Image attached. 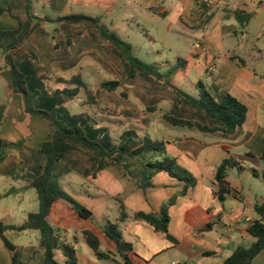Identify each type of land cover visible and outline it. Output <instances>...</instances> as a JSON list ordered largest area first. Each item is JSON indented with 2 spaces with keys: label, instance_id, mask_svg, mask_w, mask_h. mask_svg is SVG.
Segmentation results:
<instances>
[{
  "label": "crops",
  "instance_id": "obj_1",
  "mask_svg": "<svg viewBox=\"0 0 264 264\" xmlns=\"http://www.w3.org/2000/svg\"><path fill=\"white\" fill-rule=\"evenodd\" d=\"M128 1L131 4L123 5L120 0H32L36 19L25 40L12 52L28 90L40 92L36 109L56 110L62 122L82 127L90 139L100 142L110 153L127 144L116 155L121 163H116L70 141L72 148L56 164L49 189L54 194L65 192L71 196L93 212V219L82 218L66 203H61L57 215L50 217L58 220L61 241L75 242L80 264H125L104 232L109 222L119 223L124 240L133 245L135 264H223L239 246L249 247L255 242L248 228L260 219L254 204L264 203L263 198L249 200L244 187L234 185L230 175L232 193L221 202L215 180L226 158L243 166L230 170L250 171L255 177H259L257 168L264 170V0ZM239 11L242 18L252 16L247 25L240 24L236 16ZM26 13L25 0H0V31L17 30V17ZM69 15L96 18L119 37L126 28L132 33L145 32L155 44L158 39L149 34L150 28L155 29L150 23L161 24L164 36H185L183 42L191 47L189 56L171 57L158 51L147 62L167 71L179 59L185 60L173 83L182 90L191 84L196 98L199 82L205 83L216 99H220L217 89L233 95L248 107L246 124L233 135L169 124L165 115L210 127L222 126L209 114L181 101L152 76L137 70L130 78L125 53L106 42L93 22L42 20ZM126 35L122 39L134 46L131 36ZM160 44L172 52L166 37ZM136 49L134 46L137 56ZM192 72H197V80L191 78ZM114 81L119 83L116 91L104 88V83ZM2 106L5 111L0 138L6 158L0 164V187L10 188L0 190V223L19 226L40 209L37 191L30 184L42 174V146L52 138L53 130L46 120L24 112L22 96L14 91L0 49ZM146 139L164 142L167 154L197 178V185L186 196H181L184 182L148 165L162 156L154 152L135 154ZM11 196L18 197L20 204L6 203ZM174 197L177 200L170 208L169 233L178 244L134 218L136 213L159 214ZM121 203L129 214L125 222L119 220ZM66 207L80 220L92 222L91 226L73 227L65 220ZM85 231L98 236L101 251L110 253L111 259L97 257ZM17 233L25 236L22 243L12 241L22 250L24 264H43V254L35 253L40 233L7 231L6 236L9 239L10 234ZM13 255L0 239V264H12ZM56 257L64 264L61 250ZM252 264H264V252Z\"/></svg>",
  "mask_w": 264,
  "mask_h": 264
},
{
  "label": "trees",
  "instance_id": "obj_2",
  "mask_svg": "<svg viewBox=\"0 0 264 264\" xmlns=\"http://www.w3.org/2000/svg\"><path fill=\"white\" fill-rule=\"evenodd\" d=\"M27 13L24 17H17L20 22V27L14 31H0V49L4 53L5 67L9 70L13 81L14 91L20 94L23 99L24 112L30 116L40 117L52 127V138L46 141L42 146L44 155V166L42 174L37 177L31 184L30 188H34L38 194L40 209L36 213H30L27 221L19 226L3 225L0 223V239L4 247L14 252L12 264H24L22 261V250L17 247L7 236V231L23 232L26 230H36L40 233V243L36 250V254H43V264H62L57 259V251L61 250L64 258V264H80L77 257V248L75 242L67 243L61 241L58 231L52 226L49 221L50 216H56V208L61 203L68 204L73 211L84 219H93V212L65 192L54 194L49 189V183L52 178L56 164L71 150L74 141L81 143L89 149L98 151L102 158L111 159L116 163L121 161L116 157L117 153L125 150L127 144L122 145L116 152H108L103 145L90 139L84 129L80 126L70 127L58 118L56 110L43 111L38 110L35 104L38 100L40 92H30L26 85L25 75L18 69L14 62L12 52L25 40L36 17L33 14L32 0H25ZM242 12H236V16L240 24L247 25L252 16L247 15L241 17ZM45 21H69L72 23L81 22L84 20L93 22L99 29L100 36L106 42H112L117 45L126 55L130 63L129 77L134 78L136 71L140 70L143 73L152 76L157 81L161 82L170 91L178 96V98L193 106L194 108L209 114L211 117L222 123V126L210 127L198 121L179 119L171 115H165L164 119L171 125L176 127H184L189 129H197L207 133H222L224 135H233L239 128H242L247 121L248 107L239 99L229 93H222L217 89L220 99H216L207 85L199 82L197 85L199 97L196 98L173 83L175 74L185 66L186 61L179 59L176 65L171 66L167 71H162L155 63H148L135 55L134 46L123 40L116 33L110 31L107 27L100 24L96 18L87 17L84 15H69L59 17L56 20L49 18L42 19ZM209 20V19H208ZM207 20V21H208ZM206 21V22H207ZM32 56L36 58L34 52ZM104 88L110 91H116L119 88L118 82H108L103 84ZM153 110V109H150ZM5 107H0V126L2 124ZM143 152H154L162 156L148 162V165L157 168L160 171L167 172L171 177L184 182V189L181 196H186L191 188L197 185V178L187 169L183 168L177 160L169 156L166 152L164 142H153L146 139L144 145L135 151L136 155ZM254 157L253 155H250ZM6 158L4 142L0 138V164ZM264 161V152L261 155ZM238 167L243 169V166L232 158H226L217 169L216 183L218 186L217 195L221 202H225L227 197L232 193V187L228 180V173L231 168ZM177 197L166 203L159 214L136 213L134 218L147 222L152 225L158 232L165 234L170 241L178 244L169 233L170 224V208L176 203ZM256 213L260 219L253 221L249 226L248 232L255 238V242L249 246H239L233 254L227 258L223 264H252L254 259L264 252V203L256 202L254 204ZM129 218L125 206L120 204V222H125ZM104 232L107 237L112 240L117 249V254L125 264H135L133 256H136L133 245L126 242L123 238L119 223L109 222L104 227ZM87 243L94 250L97 257L100 259H111L110 253H104L100 249V239L92 231H85Z\"/></svg>",
  "mask_w": 264,
  "mask_h": 264
},
{
  "label": "rangeland",
  "instance_id": "obj_3",
  "mask_svg": "<svg viewBox=\"0 0 264 264\" xmlns=\"http://www.w3.org/2000/svg\"><path fill=\"white\" fill-rule=\"evenodd\" d=\"M120 1L123 5L131 4V2H129L128 0H120ZM150 24H152L155 29L150 28L149 34H151L153 37H156L158 39L157 44L149 41L145 32L142 31L132 33L131 30L126 28V32L122 31L121 33V36L123 38L127 36L126 34H129L131 36L132 38L131 40H133L134 42L133 44H135L134 46L138 48L136 49V54L140 59L146 62L152 60L151 58L156 57L158 51L168 53L171 57L177 56V54L182 56V58H186L187 56H189L191 47L183 42L185 36L178 37L177 34L164 36L161 33V27H160L161 24L159 23H150ZM157 27H158V32L156 30ZM165 37L167 38L168 43H170L172 46L171 47L172 52L169 51V49L164 50V48L160 44L161 38H165ZM191 78L197 80L198 78L197 72H192ZM183 88L184 90H186L187 93L194 96L195 87H193L191 84H187ZM170 129H174V128H170ZM179 129L182 130L181 128H175V131H180ZM244 165L246 167L250 166L249 163H245ZM257 169H258L259 177H255L250 171L243 172V171H239L238 169H233L230 170L229 172V175L231 177V182L234 185L237 183L242 185L249 200H256L257 198L264 199V170L261 168H257ZM6 188L9 189L10 187H5V188L0 187V190H6ZM5 201L6 203L20 204L19 199L16 196H11ZM64 211H65L64 212L65 220L69 222L73 227L79 229L82 226H91L92 222L86 220H80V217L75 212H71L67 207L64 209ZM49 220L50 223L54 226V228H56V230L59 232V228H58L59 223H56L58 220H56L54 217H50ZM17 222H21L20 219H18ZM24 237H25L24 234H18V233L9 235V239L11 241L18 243H22L24 241ZM102 239L105 241L107 237L103 234Z\"/></svg>",
  "mask_w": 264,
  "mask_h": 264
},
{
  "label": "built area",
  "instance_id": "obj_4",
  "mask_svg": "<svg viewBox=\"0 0 264 264\" xmlns=\"http://www.w3.org/2000/svg\"><path fill=\"white\" fill-rule=\"evenodd\" d=\"M248 221H250V220H248Z\"/></svg>",
  "mask_w": 264,
  "mask_h": 264
}]
</instances>
